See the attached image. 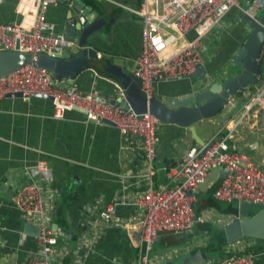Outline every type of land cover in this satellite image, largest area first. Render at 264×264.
<instances>
[{"label":"crops","instance_id":"crops-1","mask_svg":"<svg viewBox=\"0 0 264 264\" xmlns=\"http://www.w3.org/2000/svg\"><path fill=\"white\" fill-rule=\"evenodd\" d=\"M141 1L57 0L49 5L47 19L54 21L56 30L63 32L65 23L73 20L75 7L79 10L77 18L83 9L92 19L96 18L93 10L104 18L88 44L96 51L95 56L89 57L91 67L79 71L73 78L80 89H95L109 98L117 96L118 88L125 90L140 51L141 19L130 8H139ZM248 1L239 0V3L244 6ZM16 3L17 0H0V22L20 19L21 15L15 9ZM86 5L90 8L87 9ZM242 15L238 7H230L220 23L202 37L205 70L200 76L157 81L154 94L162 99L180 97L195 93L212 81L236 74L241 65L233 64V61L249 30ZM187 36L192 37L193 32L189 31ZM75 48L74 45L68 50ZM112 64L118 68L110 70ZM259 67L261 79L264 78V45ZM248 90L249 87H245L240 91L245 94ZM239 95L234 96L238 99ZM237 101L235 98L238 106L240 103ZM53 109L50 97L40 93L29 97L6 95L0 98V258L7 254L17 264H22L30 250L36 247V233L25 231L26 219L15 206L14 195L21 186L31 181L30 166L38 159H45L51 169V185L57 194L51 227L55 230L54 223L59 226L55 231L62 244V253L56 262L71 264L79 256L82 259L87 256L85 264H139V231L132 225L104 228L90 252L78 247H81L80 234L88 218L92 216L98 220L97 212L105 209L110 202L120 197L129 198L146 186L145 179L139 175L144 162L140 137L124 135L107 121H85L84 112L79 108L66 110L61 118L53 116ZM230 113L231 109L227 107L199 120L196 124L198 134L210 139L225 128ZM260 119L264 120V115L254 119L255 126L244 130L243 137H238L236 142L238 147L248 150L264 166V152L261 154L264 150V123L259 125ZM206 124L214 126V132H204ZM255 128H259V135ZM156 135L154 185H170L173 180L167 178L166 167L178 163L182 153L196 140L187 127L163 121L156 123ZM251 141L257 142L256 149L247 146ZM222 171L220 167L210 169L205 181L198 186L199 198L213 195ZM67 196V204L63 203L62 210H58V202ZM221 207L201 209L199 214H204L205 218L195 222L193 233L160 232L150 251V264H213L227 249L251 253L256 264H264V238L261 237L242 236L227 241L220 254L207 249L208 242L213 240V233L211 230L207 232L209 225L206 222L222 224L223 227V223L237 214L224 210L225 204ZM136 210L137 206L132 204H117L115 207L116 213L123 217ZM86 211L89 216L85 215ZM218 232L219 229H216L214 234ZM197 250H200L203 258L193 263Z\"/></svg>","mask_w":264,"mask_h":264},{"label":"built area","instance_id":"built-area-1","mask_svg":"<svg viewBox=\"0 0 264 264\" xmlns=\"http://www.w3.org/2000/svg\"><path fill=\"white\" fill-rule=\"evenodd\" d=\"M56 1L17 0L15 9L20 19L0 22V48L15 49L18 41L17 49L33 55L31 63L0 74V98L14 97L17 92L26 97L47 94L53 103L54 117L61 118L66 110L79 108L84 112L85 121L108 120L122 134L137 135L141 139L144 159L139 175L147 183L131 197L115 199L98 211V220L92 216L88 218L80 234L81 247H77L90 252L104 228L132 225L139 229L138 262L150 264V251L160 232L193 233L195 222L204 220L205 215L195 211L197 190L213 167L223 170L213 191L214 198L259 203L264 209V166L236 142L238 137H243L246 127L255 125L254 119L264 114V78L255 90L241 93L243 100L238 106L233 96L227 99L225 106L231 113L223 130L203 144L189 145L178 163L166 167V176L173 180L172 184L154 185L156 123L160 120L149 110L137 112L130 105L119 104L117 97L126 98L122 87L118 88L116 97L109 98L95 89L82 90L73 80L66 86L58 85L53 73L36 63L39 53L61 52L76 45L74 38L56 30V23L46 17L49 5ZM233 6L242 14L257 19L264 0H249L244 6L239 0H142L139 8H130L141 19L140 51L133 73L140 78L141 93L148 98L154 95L157 81L191 76L204 61L202 37L219 24ZM189 31L193 32L192 37L187 36ZM247 146L256 149L258 144L251 141ZM30 174L31 181L15 193L14 204L26 223L38 227L39 232L35 234V249L30 250L22 264H59L56 260L62 253V244L51 227L57 201L51 185V169L45 159H38L30 166ZM117 204H132L137 210L123 217L115 211ZM88 213L86 211L85 215L89 216ZM86 257L79 256L71 264H85ZM0 264L17 263L5 254ZM213 264L256 262L251 253L227 249Z\"/></svg>","mask_w":264,"mask_h":264},{"label":"water","instance_id":"water-1","mask_svg":"<svg viewBox=\"0 0 264 264\" xmlns=\"http://www.w3.org/2000/svg\"><path fill=\"white\" fill-rule=\"evenodd\" d=\"M86 7L87 9L90 8L89 5H86ZM78 11V8L75 7L73 9V20L64 25L65 33L76 38V48L71 51L63 49L61 52L39 53L36 59L38 65L53 73V80L58 85L66 84L67 81L73 80L79 71L91 67L89 57L96 54L94 48L88 44L91 36L95 33L94 30L100 27V24L104 22V18L98 15L97 10H93L96 18L92 19V16L87 15L86 9L81 10V14L77 18ZM242 17L248 23L249 30L246 32L243 45L236 52L233 61V64L241 65L236 74L223 80L212 81L208 86L202 87L195 93H188L180 97H167L166 99L159 98L155 94L148 98L145 97L139 88L140 78L135 74H131V80L125 88L126 98L117 97L119 104L130 105L137 112L149 110L160 121L187 127L197 143H205L207 139L201 137L196 130L197 122L220 111L229 97L237 95L241 89L259 80V57L264 45V7L257 20L245 14ZM17 47L18 41L15 49L0 48V74H6L22 64L32 62V53L17 49ZM110 66V70L118 68L114 64ZM204 70L205 66L202 64L192 75L198 77ZM113 73L115 72L113 71ZM40 94L50 97L47 94ZM16 96H21L20 92H17ZM111 102H114V99ZM105 121L112 123L108 120ZM251 205L249 201L237 203V215L223 223L228 242L242 236L264 238L263 205H260L259 210L250 215ZM54 227L55 230L59 229L56 223H54ZM24 229L32 233L39 232L38 227L28 223L24 224ZM137 230L139 231L138 228ZM127 231L129 232L130 229H127ZM214 252L213 254L216 255ZM193 257L195 259L193 263H197L203 258L200 250H197Z\"/></svg>","mask_w":264,"mask_h":264},{"label":"trees","instance_id":"trees-1","mask_svg":"<svg viewBox=\"0 0 264 264\" xmlns=\"http://www.w3.org/2000/svg\"><path fill=\"white\" fill-rule=\"evenodd\" d=\"M258 82H262V81H258ZM259 83V84H260ZM258 85V84H257ZM256 85V86H257ZM256 86L255 85H250L249 86V90L250 91H253V90H255V88H256ZM251 87V88H250ZM241 92V91H240ZM239 92V93H240ZM238 93V94H239ZM241 94V93H240ZM239 99H240V101H242L243 100V97L241 96V95H239ZM240 148V147H239ZM68 199V196L65 198V199H63V200H61V202H58V203H60L59 205H58V207H57V205H56V207H57V209L58 210H62V208H63V203H65V204H67V202H66V200ZM201 199L203 200L202 201V203L200 202L201 201ZM229 201H232V200H229ZM236 202V201H235ZM221 205H222V201H220V200H218V199H216V198H214V196L213 195H208V196H204V197H202V198H199L198 197V199H197V201H196V206H195V208H196V211L197 212H199L201 209H203V208H205V207H218V208H221L222 209V207H221ZM224 208V210H229V211H231V212H234L233 214H236V213H238L237 211H238V208H237V204H230L229 206H226V207H223ZM57 213H59V211L57 212ZM58 221V220H57ZM59 222V221H58ZM206 224L207 225H209V226H207L206 227V230H207V232H209L210 230H211V233H213V240H211V241H209L208 242V245H207V249L208 250H212V251H218L219 252V254H220V252H221V248L223 247V245L225 244V243H227V240H226V237H225V233H224V230H223V227H222V224H211V223H207L206 222ZM216 229H219V232L218 233H216V234H214V231H216ZM225 254V253H224ZM222 256V255H221ZM220 256V257H221ZM217 258H219V257H217Z\"/></svg>","mask_w":264,"mask_h":264},{"label":"rangeland","instance_id":"rangeland-1","mask_svg":"<svg viewBox=\"0 0 264 264\" xmlns=\"http://www.w3.org/2000/svg\"><path fill=\"white\" fill-rule=\"evenodd\" d=\"M231 68V67H230ZM260 81H261V79H259ZM258 80V81H259ZM256 82V83H254V84H252V85H257V84H259L260 82ZM250 86V85H249ZM248 86V87H249ZM251 88V87H250ZM236 98V101L237 102H239V103H241V101H240V99H239V97H238V99H237V96H235L234 97V99ZM224 108H227V106H224L220 111H223L224 110ZM260 115H264V114H260ZM259 115V116H260ZM258 116V117H259ZM258 117L256 118V119H258ZM261 120V119H260ZM252 121V120H251ZM250 121V122H251ZM264 120H261V121H259L258 122V124L260 125V124H262V123H264L263 122ZM205 123H207V124H209L208 122H206V120H205ZM205 125V130H204V132L206 131V132H208L209 134H211L212 132H214V130H215V127L213 126V127H210V126H208V125ZM257 124V125H258ZM201 125H203V127H204V124L202 123ZM255 126V125H254ZM248 127H251V126H248ZM248 127H246V129L245 130H247L248 129ZM254 130H256V132L258 133V135L260 134V130H259V128H255ZM253 134H255V133H253ZM260 140H262V139H260ZM262 141H264V140H262ZM259 142V141H258ZM260 144V143H259ZM263 152H264V150H262V152H261V154H263ZM222 201V204L224 205H226V206H229L230 204H237L238 202L236 201L235 202V200H232V201H228V200H225V201H223V200H221ZM259 207H260V204L259 203H252V205H251V207H250V211H249V214L251 215V214H254L256 211H258L259 210Z\"/></svg>","mask_w":264,"mask_h":264},{"label":"clouds","instance_id":"clouds-1","mask_svg":"<svg viewBox=\"0 0 264 264\" xmlns=\"http://www.w3.org/2000/svg\"><path fill=\"white\" fill-rule=\"evenodd\" d=\"M261 12H262V11H261ZM256 20H257V19H256ZM72 38H73V37H72ZM261 80H262V78H261ZM67 83H69V81H68ZM65 86H66V85H65ZM247 87H248V86H247ZM239 92H240V91H239ZM240 93H242V91H241ZM240 93H239V94H240ZM233 97H235V96L233 95Z\"/></svg>","mask_w":264,"mask_h":264}]
</instances>
